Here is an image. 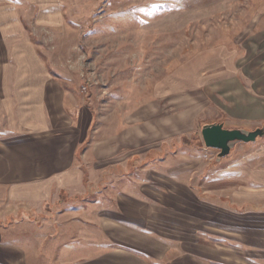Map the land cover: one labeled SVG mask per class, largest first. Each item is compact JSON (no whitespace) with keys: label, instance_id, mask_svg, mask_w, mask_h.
<instances>
[{"label":"rangeland","instance_id":"1","mask_svg":"<svg viewBox=\"0 0 264 264\" xmlns=\"http://www.w3.org/2000/svg\"><path fill=\"white\" fill-rule=\"evenodd\" d=\"M26 1L33 44L71 101V135L90 123L78 154L91 204L38 212L0 199V264H61L50 243L76 231L66 227L83 221L82 207L96 208L92 220L99 207L122 220L130 205L132 224L184 240L188 255L264 264V136L218 160L201 133L264 126L235 115L264 72V0H54L58 25L37 23L53 7Z\"/></svg>","mask_w":264,"mask_h":264},{"label":"crops","instance_id":"2","mask_svg":"<svg viewBox=\"0 0 264 264\" xmlns=\"http://www.w3.org/2000/svg\"><path fill=\"white\" fill-rule=\"evenodd\" d=\"M17 1L22 4L20 9L14 0H0V199L38 207V212L48 203L58 205L49 207L57 211L64 201L81 198L90 205L85 198L91 196L92 174L78 154L88 141L90 123H83L78 136L71 135L75 121L67 90L60 91V81L52 76L28 32V19H34L27 17L25 10L31 4ZM30 1L33 7L47 3L54 8L47 16L41 11L37 23L58 25L54 0ZM254 77L250 89L255 95L245 89L238 100V117L264 118V98L260 97L264 96V72H255ZM88 207H82L83 221L75 220L66 227V231L76 230L66 241L50 239L51 246H59L58 254L43 256L44 262L55 257L61 264H213L200 254L188 255L184 240L132 224L131 205L120 214L122 220L106 213L105 207H99L98 218L92 220L96 208ZM195 243L204 244L201 240ZM27 257L31 258L27 254L20 258L27 263Z\"/></svg>","mask_w":264,"mask_h":264},{"label":"water","instance_id":"3","mask_svg":"<svg viewBox=\"0 0 264 264\" xmlns=\"http://www.w3.org/2000/svg\"><path fill=\"white\" fill-rule=\"evenodd\" d=\"M202 138L205 146L219 151L218 160L230 155L237 143L255 142L264 136V126L254 130L243 128H226L224 123H208L202 127Z\"/></svg>","mask_w":264,"mask_h":264},{"label":"trees","instance_id":"4","mask_svg":"<svg viewBox=\"0 0 264 264\" xmlns=\"http://www.w3.org/2000/svg\"><path fill=\"white\" fill-rule=\"evenodd\" d=\"M34 40V38H32ZM53 73V72H52Z\"/></svg>","mask_w":264,"mask_h":264}]
</instances>
